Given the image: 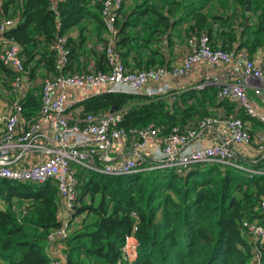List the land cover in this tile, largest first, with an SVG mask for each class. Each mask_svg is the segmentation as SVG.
I'll return each mask as SVG.
<instances>
[{
    "label": "trees",
    "instance_id": "1",
    "mask_svg": "<svg viewBox=\"0 0 264 264\" xmlns=\"http://www.w3.org/2000/svg\"><path fill=\"white\" fill-rule=\"evenodd\" d=\"M244 1L141 0L129 11L120 9L113 49L124 66L130 52L136 53L132 70L165 66L162 41L169 46L172 36L181 40V25L187 23L186 39L205 33L213 48L231 51L237 42L252 55L264 47V0H250L248 12ZM212 3L211 11L217 4L224 11L205 10ZM234 4L239 5L240 15L227 10ZM100 9L101 2L93 0H0V21H15L3 38L19 46L26 79L82 73L81 54L95 56L94 70L103 69L104 50L97 52L86 44H108ZM75 29L76 35L71 34ZM212 34L221 44H212ZM62 35L67 37V62L58 68L54 44ZM11 76L0 60L4 102L12 108L16 102L19 110L14 111L27 124L39 116L41 88L33 85L25 94H17ZM217 91L216 85H209L160 95L101 92L79 105L81 116L122 110L120 126L152 125L165 135L216 114L215 108L229 107V102L217 99ZM73 168L77 195L69 211L52 181L0 178V264H55L58 259L62 264H264V237L250 235L243 226L245 221L264 225L263 176L248 177L216 163L195 165L185 174L172 168L125 175H106L75 164ZM61 214H69L65 218L69 225L80 218L66 238L54 240L59 249L54 258L47 249L62 225ZM128 236L137 241L133 259L123 251Z\"/></svg>",
    "mask_w": 264,
    "mask_h": 264
},
{
    "label": "built area",
    "instance_id": "2",
    "mask_svg": "<svg viewBox=\"0 0 264 264\" xmlns=\"http://www.w3.org/2000/svg\"><path fill=\"white\" fill-rule=\"evenodd\" d=\"M101 2V17L109 34L113 33L114 21L118 17L124 0H93ZM15 25V21L5 18L0 21V60L12 71L11 88L17 94H25L27 79L20 56L19 46L12 40L3 38V33ZM67 37L57 38L54 47L58 51L57 67L67 62L64 43ZM190 51L177 65L162 66L146 70H132L120 61L113 49V38L102 47L109 65L107 71L88 70L82 73L53 75L41 79V106L39 116L24 124L14 110H19L16 102L9 110H0V178L41 183L52 181L63 199L65 210H70L76 200L75 171L73 165L106 175H125L149 169L172 168L177 174H185L195 165L216 163L222 167L230 166L243 171L246 176L264 177V132H251L248 125L236 115H218L205 117L195 125H189L184 131L174 128L170 133L161 135L159 128L152 125L145 128L126 129L119 125L122 110L85 114L76 122L70 121L67 89L81 87L101 88L105 92L140 94L149 82H159L167 76H179L195 63L204 60L212 67L230 64L233 79L222 81L204 78L193 88L205 86L218 87L217 99L234 102L237 107L264 127V114L258 113L248 96L252 88L256 94L264 90V57L255 62L244 49L227 51L213 48L205 33L192 35L188 39ZM165 86L156 90L146 89V95H160L167 92ZM16 108V109H15ZM219 109V108H218ZM224 125L228 136L219 144L200 146L195 142L198 135L206 129ZM154 139L156 147L151 153L145 152L148 142ZM130 140L133 155L117 159L108 153L113 142ZM252 144L259 154L252 160L253 167L243 166L236 158L234 145ZM40 153L41 161L25 165L28 154ZM2 200L0 199V207ZM264 217V189L262 199ZM69 215V214H68ZM134 215V213H132ZM61 227L53 233L47 251L57 258L56 238H66L69 229L68 220H62ZM243 226L250 235L264 237V225L257 222H244ZM126 238L123 251L125 257L133 259L134 248L129 247ZM54 251H57L54 252ZM259 259V254H256ZM55 264H62L58 259Z\"/></svg>",
    "mask_w": 264,
    "mask_h": 264
},
{
    "label": "crops",
    "instance_id": "3",
    "mask_svg": "<svg viewBox=\"0 0 264 264\" xmlns=\"http://www.w3.org/2000/svg\"><path fill=\"white\" fill-rule=\"evenodd\" d=\"M141 0H133L130 2L129 0H124V3L122 5V10H127L129 11L136 3H139ZM215 4V2H213ZM212 4L206 7L205 10H210ZM232 9L234 12L237 13V15H240V8L239 5H235L232 7L231 5L227 9L230 13L232 12ZM224 10L217 4V7L212 13L215 14H221ZM248 12V11H246ZM248 20H246V23ZM245 23V24H246ZM187 23H183L181 25V30H182V38L181 40L177 39L176 37L172 36V45L167 46L166 40L164 39L162 41V47L161 50L164 55V64L166 67H170L173 65H177L181 62L182 58L190 51V46L188 39L184 37V30L186 29ZM237 23L233 25L234 28H236V33L239 31V27H237ZM216 27V24H214V28ZM241 30V29H240ZM77 32V29L71 32V34H75ZM76 35V34H75ZM103 36L109 40L111 37L113 38L112 34L109 33H103ZM210 40L215 44H219V40L212 34L210 36ZM90 48L93 50H96L97 52H102V47L103 45L101 42H89L86 43ZM221 44V43H220ZM242 47H239L238 43H235V46L233 47L234 50L241 49ZM136 53L134 51H131L130 54L126 58V66L128 68H132L134 65V56ZM250 57L255 61L259 62L263 57H264V47L258 48L252 55L250 54ZM76 65V64H75ZM80 67L85 66V71L88 70H94L96 68V57L92 55H86V54H81L80 56ZM134 68V67H133ZM109 69V65L106 62L103 71H107ZM215 78L218 80L222 81H231L233 79L232 73H231V65L226 64L222 65L219 67H212L210 66L207 62L204 60L199 61L195 63L189 70H187L184 74L179 75V76H167L166 78L162 79L159 82L153 83L149 82L147 85H145L142 88V92L140 94L146 95L145 91L146 89L149 90H156L157 88L161 86L167 87L168 91H180L186 88H191L196 85H198L204 78ZM33 86V81L31 79L27 80V90L26 92ZM40 88H41V79H40ZM103 87L101 88H93V87H81L77 89H67L68 93V102L70 103L69 107V112H70V121L71 122H76L77 120L81 119L83 117L82 114V107L79 105V103L84 100L85 98L98 94L103 91ZM248 96L250 98V101L252 103V106L254 109L260 113L264 114V90H262L259 94H256L252 88L248 89ZM21 95V94H20ZM7 100V95L4 93V85H2V79L0 78V110H9L10 106L7 105L4 101ZM225 101V100H224ZM227 101V100H226ZM229 102V101H227ZM229 107H218L214 109V112L218 115H236L240 117L242 120L245 121V123L248 125L249 130L251 132H264V127L254 118H251L249 115H247L242 108L237 107L234 102H229ZM222 116V115H221ZM3 127V124L0 123V131ZM228 136V131L227 128L224 125H219L214 127L213 129H206L203 132H201L197 139L196 143L197 145L200 146H211L215 144H219L222 140L227 138ZM130 140L127 141H119V142H113L111 144L110 149L108 150V153L110 156L117 158V159H122L127 156H132L133 155V147L129 143ZM155 140L151 139L146 148L143 150L147 153H151L155 147ZM233 150L236 154V158L240 164L243 166H248V167H253L254 165L252 164V160H254L259 152L256 149V146L252 144H241V145H234ZM43 158V155L40 153H31L28 154V162L25 163V165L28 164H34L39 161H41ZM67 217V214H61V219L64 220ZM80 217H75L74 220L72 221V227L79 222Z\"/></svg>",
    "mask_w": 264,
    "mask_h": 264
},
{
    "label": "rangeland",
    "instance_id": "4",
    "mask_svg": "<svg viewBox=\"0 0 264 264\" xmlns=\"http://www.w3.org/2000/svg\"><path fill=\"white\" fill-rule=\"evenodd\" d=\"M130 2H132L133 0H129ZM214 4L212 3V6H213ZM209 7H210V5H209ZM211 10H212V7L210 8ZM214 10V9H213ZM33 85H40V79H36V80H33ZM113 111V110H112ZM28 183H32V182H28ZM54 184V183H53ZM68 215V214H67ZM69 227V229H71L72 228V225H69L68 226ZM137 241H136V238L135 237H132L131 239H130V244H129V247H131V248H134V251H135V248H136V243ZM54 252H56L57 253V251H54Z\"/></svg>",
    "mask_w": 264,
    "mask_h": 264
},
{
    "label": "water",
    "instance_id": "5",
    "mask_svg": "<svg viewBox=\"0 0 264 264\" xmlns=\"http://www.w3.org/2000/svg\"><path fill=\"white\" fill-rule=\"evenodd\" d=\"M244 2H245V10L249 11L250 10V0H245Z\"/></svg>",
    "mask_w": 264,
    "mask_h": 264
}]
</instances>
